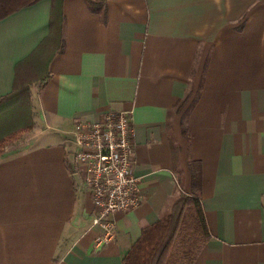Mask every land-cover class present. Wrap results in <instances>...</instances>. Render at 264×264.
I'll list each match as a JSON object with an SVG mask.
<instances>
[{"label": "crops", "instance_id": "0c3cea01", "mask_svg": "<svg viewBox=\"0 0 264 264\" xmlns=\"http://www.w3.org/2000/svg\"><path fill=\"white\" fill-rule=\"evenodd\" d=\"M52 3L0 20V99L49 37ZM63 15V51L30 87L33 127L0 156V264H123L183 193L211 234L194 264H264V0H107L104 13L64 0ZM121 111L143 201L99 243L73 131Z\"/></svg>", "mask_w": 264, "mask_h": 264}, {"label": "trees", "instance_id": "16d2710c", "mask_svg": "<svg viewBox=\"0 0 264 264\" xmlns=\"http://www.w3.org/2000/svg\"><path fill=\"white\" fill-rule=\"evenodd\" d=\"M38 1L40 0H0V20ZM52 1L49 37L36 54L18 65L12 92L0 99V113L12 105L18 108L27 107L29 111V124L26 127H21L0 138V156L9 143L18 140L32 129L30 87L36 81L43 83L49 75L45 72L39 79H34L36 78L34 76L42 72L40 67L48 70L52 57L63 51L64 0ZM86 3L93 12L104 13L107 0H86ZM53 48L55 52L50 54ZM44 49L46 53L41 54ZM28 63V70L21 74L20 68ZM13 112L15 113V110ZM21 113L13 114V119L19 125L24 121H22L24 114ZM210 238L200 197L195 193H183L168 216L143 229L140 238L126 254L123 264H194Z\"/></svg>", "mask_w": 264, "mask_h": 264}, {"label": "built area", "instance_id": "2783aa9c", "mask_svg": "<svg viewBox=\"0 0 264 264\" xmlns=\"http://www.w3.org/2000/svg\"><path fill=\"white\" fill-rule=\"evenodd\" d=\"M133 112H109L96 122H79L73 131L75 162L95 206L93 226L100 227L108 241L114 231L110 217L138 208L143 201L142 177L134 171Z\"/></svg>", "mask_w": 264, "mask_h": 264}, {"label": "rangeland", "instance_id": "374dc122", "mask_svg": "<svg viewBox=\"0 0 264 264\" xmlns=\"http://www.w3.org/2000/svg\"><path fill=\"white\" fill-rule=\"evenodd\" d=\"M45 71V70H44ZM42 75V73L41 74H39L38 76H37V78L39 79V77ZM42 77V76H41ZM36 82H38V81H36ZM16 105H12V106H9V109H8V107H7V111H2L1 113H0V138L1 137H3V136H5L6 135V133H7V131H8V125L7 126H3L2 125V123H3V121L1 120V115H2V117L3 118H5V117H8V116H10L12 113H14L13 111L15 110V113L14 114H16L17 115V113L18 114H20L21 112H23V117H24V119H22V121L23 122H21V125H19V129H21V127H26L29 123V121H28V116H29V111H28V108L27 107H24V106H22V108H18V107H15ZM6 109V108H5ZM14 109V110H13ZM22 114V113H21ZM19 124V123H18ZM3 131H5V132H3ZM10 131V130H9Z\"/></svg>", "mask_w": 264, "mask_h": 264}]
</instances>
